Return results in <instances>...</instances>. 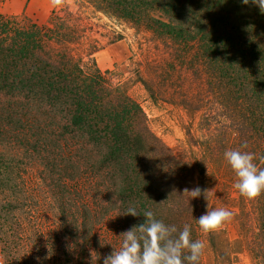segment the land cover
Masks as SVG:
<instances>
[{
	"label": "trees",
	"instance_id": "1",
	"mask_svg": "<svg viewBox=\"0 0 264 264\" xmlns=\"http://www.w3.org/2000/svg\"><path fill=\"white\" fill-rule=\"evenodd\" d=\"M72 2L75 9L65 0L44 21L0 14V161H26L25 173L65 193L56 199L70 209L74 255L80 247L85 264H103L120 250L121 234L142 224L147 210L178 230L189 224L192 240H200L210 160L240 150L254 153L264 169V12L251 0ZM96 12L164 46L170 61L149 62L152 78L137 75L151 98L163 96L179 66L211 99L178 85L184 97L175 104L203 111L194 162L152 130L130 86L97 66L99 47L85 44ZM122 38L118 33L110 42ZM228 174L237 180L232 169ZM195 187L206 198L188 204L184 189ZM239 203L249 250L264 264V193L254 200L239 194ZM129 206L140 215H123ZM208 241L216 249L213 233Z\"/></svg>",
	"mask_w": 264,
	"mask_h": 264
},
{
	"label": "rangeland",
	"instance_id": "2",
	"mask_svg": "<svg viewBox=\"0 0 264 264\" xmlns=\"http://www.w3.org/2000/svg\"><path fill=\"white\" fill-rule=\"evenodd\" d=\"M67 3L75 9L72 0ZM54 7L51 0H0V14L20 21H44ZM90 24L92 30L85 44L99 47L94 58L100 70L111 71L109 76L118 77L130 86V94L143 106L152 130L175 155L194 162L199 149L192 143L202 137L199 122L203 111L190 113L175 103L184 97L179 84L183 91L196 99L203 96L204 102L210 101L207 95L201 94L199 81L181 73L178 66L169 77L163 96L151 98L144 86L136 82L137 75L152 78L155 73H149L146 68L149 62L157 65L170 61L164 46H157L149 34H138L124 22L99 12L92 17ZM118 33L123 38L110 42ZM84 60L88 61L87 57ZM210 161L206 175L209 196L206 209L226 208L233 213V218L220 231L208 234L200 231L205 249L199 264H263L253 258L247 245L249 223L243 219L239 192L233 187L235 176L228 174L232 168L224 155ZM26 166V161L14 165L0 161V240L7 264H85L80 247L76 257L74 255L75 245L68 224L72 221L70 209L63 210L56 199L65 193L58 191L56 184L45 185L38 173L29 176L25 173ZM207 211L203 205L199 209L201 215ZM211 233L215 237L216 249L208 241Z\"/></svg>",
	"mask_w": 264,
	"mask_h": 264
},
{
	"label": "clouds",
	"instance_id": "3",
	"mask_svg": "<svg viewBox=\"0 0 264 264\" xmlns=\"http://www.w3.org/2000/svg\"><path fill=\"white\" fill-rule=\"evenodd\" d=\"M242 2L248 4L249 0ZM251 2L264 12V0ZM51 3L53 6H63L65 0H51ZM224 158L237 177L233 187L239 194L249 200L259 198L264 193V169L257 168L255 154L228 150ZM205 192L195 187L192 190L186 188L183 193L187 194L189 204L190 199L199 198ZM123 215L136 217L140 214L135 206H129ZM143 217L145 220L142 224L121 234L123 241L120 250H113L104 258L103 264H199L205 244L192 240L189 224H184L182 231L178 230L175 225H166L163 220L157 219L152 210L145 211ZM232 218L231 211L219 208L207 211L197 222L202 231L208 234L222 230Z\"/></svg>",
	"mask_w": 264,
	"mask_h": 264
},
{
	"label": "built area",
	"instance_id": "4",
	"mask_svg": "<svg viewBox=\"0 0 264 264\" xmlns=\"http://www.w3.org/2000/svg\"><path fill=\"white\" fill-rule=\"evenodd\" d=\"M0 264H7V259L1 240H0Z\"/></svg>",
	"mask_w": 264,
	"mask_h": 264
}]
</instances>
